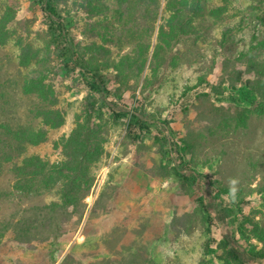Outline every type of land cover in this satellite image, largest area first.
<instances>
[{
    "label": "rangeland",
    "instance_id": "obj_1",
    "mask_svg": "<svg viewBox=\"0 0 264 264\" xmlns=\"http://www.w3.org/2000/svg\"><path fill=\"white\" fill-rule=\"evenodd\" d=\"M90 3H60L70 35L109 86L138 98L151 130L133 139L127 115L117 119L106 111L98 119L101 159L78 180L72 202L63 198L61 182L23 173L30 156L40 158L45 173L63 159L58 143L83 120L91 90L80 73L61 67L35 0H0V21L12 15L0 29V264H240L235 250L264 248V238L248 231L228 242L240 210L226 226L221 220L210 225L200 189L173 167L211 173L233 198L223 200H245L264 227V113L258 107L264 85L249 83L257 80L253 63L264 52L243 57L264 38V0H201L185 33L157 55L153 22L144 27L137 11L119 16L116 0ZM158 11L157 25L169 15L165 0ZM144 42L151 46L144 69L117 77L113 65ZM37 77L49 88L47 97L25 91ZM49 107L64 112L63 124L43 120L39 112ZM156 126L167 128L165 154ZM25 129L45 131L46 139L33 144L20 135Z\"/></svg>",
    "mask_w": 264,
    "mask_h": 264
},
{
    "label": "trees",
    "instance_id": "obj_2",
    "mask_svg": "<svg viewBox=\"0 0 264 264\" xmlns=\"http://www.w3.org/2000/svg\"><path fill=\"white\" fill-rule=\"evenodd\" d=\"M92 1L90 4H92ZM165 1L169 15L157 25V21L160 18L158 11L159 0H116L118 4L116 11L119 16L125 17L131 11H137L135 18H140L144 27H149L150 22H153L150 29L154 33L157 31L156 47L153 50L156 55L165 45H170L171 40L185 33L187 26L193 20L194 13L198 12L201 4V0ZM35 2L40 5L44 15L47 17L49 46L60 60L61 67L69 74L77 75L80 73L91 93L96 92L98 94L96 100L91 98V93L88 95L83 120L79 116V121L70 134L64 136L62 141L58 143V146L62 147L63 159L55 163L52 168H49L50 172L45 173V164H39L40 158L36 155L30 156L26 159L27 168L23 170V173L26 172L30 176L42 173L52 179L53 183L61 182L63 198L67 202H72L79 190L80 184L78 180L85 174L90 163L100 160L103 153V146L98 136L100 130L98 119L106 111L112 113L117 119L127 115L128 131L133 139H138L145 133V130H151L149 126V121L151 120L144 106L138 102L137 97L127 92H119L117 88L109 86L98 66L81 51V41L70 35L69 23L60 7L62 0H35ZM90 12L94 11L90 9ZM11 19L12 15L8 18H2L0 29L4 30ZM102 21H104V18L99 19L100 24ZM128 25L131 27V22ZM149 47L151 48L150 44L144 42L134 47L133 53L122 55L119 61L113 65L117 71V77H123L124 73L131 69L134 70L135 74L140 73L146 65L148 56H145V52L149 50ZM261 52H264V38L258 41L257 44L252 45L250 50L244 53L243 57L250 61L258 57ZM27 61L25 60L26 63ZM105 66H112V64L107 63ZM253 66H255L257 80L256 78L255 80L250 79L249 83L255 89L254 81L264 85V59L256 60ZM230 85L235 88L233 82H230ZM24 89L27 92H36L44 97H47L50 92L41 77L31 78L26 82ZM53 101L55 100L53 99ZM258 107L260 112L264 113V102H258ZM39 113L43 120L52 127H58L65 121L64 112L58 108H43ZM152 132L155 135V139L160 143V152L165 154V147L169 142L167 128L156 126ZM20 135L33 144L46 139V132L42 130L25 129L21 131ZM183 141L186 145L187 140L183 139ZM173 168L187 184L200 189L201 198H199V201H201L205 209L207 221L210 225L215 224V220H221L222 224L226 226L229 217H233L240 210V223L237 226L236 234L229 235L230 233H226L228 242L236 243L237 234L240 233L244 236L248 231L261 239L264 238V227L247 212L245 200L235 199L232 205L229 204L230 201L225 202L223 200V195H227L228 200L232 196L226 188L219 184L218 178L209 172L196 170L189 164L181 166L180 163H176ZM16 169L21 170V168ZM235 257L240 264H246L248 261L252 262L255 259L264 260V248H252L248 251L245 249L235 250Z\"/></svg>",
    "mask_w": 264,
    "mask_h": 264
}]
</instances>
